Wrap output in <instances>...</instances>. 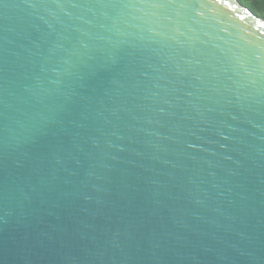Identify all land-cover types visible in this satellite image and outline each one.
Wrapping results in <instances>:
<instances>
[{"label":"water","instance_id":"obj_1","mask_svg":"<svg viewBox=\"0 0 264 264\" xmlns=\"http://www.w3.org/2000/svg\"><path fill=\"white\" fill-rule=\"evenodd\" d=\"M0 264H264V19L0 0Z\"/></svg>","mask_w":264,"mask_h":264},{"label":"trees","instance_id":"obj_2","mask_svg":"<svg viewBox=\"0 0 264 264\" xmlns=\"http://www.w3.org/2000/svg\"><path fill=\"white\" fill-rule=\"evenodd\" d=\"M258 16L264 19V0H239Z\"/></svg>","mask_w":264,"mask_h":264}]
</instances>
